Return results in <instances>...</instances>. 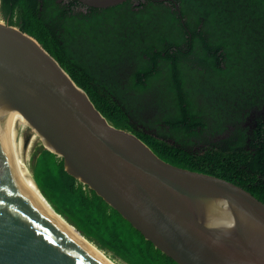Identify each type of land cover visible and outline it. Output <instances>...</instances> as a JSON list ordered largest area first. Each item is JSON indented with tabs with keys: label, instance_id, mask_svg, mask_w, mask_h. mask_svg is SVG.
<instances>
[{
	"label": "trees",
	"instance_id": "16d2710c",
	"mask_svg": "<svg viewBox=\"0 0 264 264\" xmlns=\"http://www.w3.org/2000/svg\"><path fill=\"white\" fill-rule=\"evenodd\" d=\"M76 3L0 0V13H16L111 124L165 161L264 203V0H125L86 12ZM250 114L256 124L241 126ZM224 129L228 136L205 142ZM30 166L55 212L111 257L178 264L67 173L62 158L40 147Z\"/></svg>",
	"mask_w": 264,
	"mask_h": 264
},
{
	"label": "water",
	"instance_id": "95a60500",
	"mask_svg": "<svg viewBox=\"0 0 264 264\" xmlns=\"http://www.w3.org/2000/svg\"><path fill=\"white\" fill-rule=\"evenodd\" d=\"M77 1L104 8L125 0ZM9 111L62 158L67 173L178 264H264L260 199L160 158L132 131L111 124L36 38L0 20V121ZM0 264H106L13 166L1 134Z\"/></svg>",
	"mask_w": 264,
	"mask_h": 264
},
{
	"label": "bare ground",
	"instance_id": "6f19581e",
	"mask_svg": "<svg viewBox=\"0 0 264 264\" xmlns=\"http://www.w3.org/2000/svg\"><path fill=\"white\" fill-rule=\"evenodd\" d=\"M29 126V123L24 118L14 111L6 113L0 121V134L3 139L4 149L8 158L12 161L13 166L26 178L35 191L42 197L50 210L59 219V221L89 250H91L98 258L104 261L106 264H117L111 258H109L104 252L98 249L95 245L90 243L85 237L80 235L72 225H70L65 218L60 214H57L50 203L43 197L37 188L36 184L32 181L31 172L25 163V160L20 153V140L18 131L25 126ZM30 129V128H29ZM28 162V161H27Z\"/></svg>",
	"mask_w": 264,
	"mask_h": 264
},
{
	"label": "rangeland",
	"instance_id": "374dc122",
	"mask_svg": "<svg viewBox=\"0 0 264 264\" xmlns=\"http://www.w3.org/2000/svg\"><path fill=\"white\" fill-rule=\"evenodd\" d=\"M17 134H18L19 140H20V153H21V156L25 160V163H26V165L28 166V168H29V170L31 172L32 181L34 182V179H33V176H32V170H31V166H30L31 165V158L33 157V154L38 150V148L43 146L42 141H41L39 135L35 132V130L32 129L28 125L23 127L21 130H19ZM34 184H35V182H34ZM90 243H92V242H90ZM93 245H95V244H93ZM101 251L104 252L109 258H111L117 264H123L118 259L111 257L109 255V253H107V252H105L103 250H101Z\"/></svg>",
	"mask_w": 264,
	"mask_h": 264
},
{
	"label": "flooded vegetation",
	"instance_id": "af4514ba",
	"mask_svg": "<svg viewBox=\"0 0 264 264\" xmlns=\"http://www.w3.org/2000/svg\"><path fill=\"white\" fill-rule=\"evenodd\" d=\"M56 1H59V2H61V3H64V2H66V1H68V0H56ZM80 3V4H79ZM79 3H76L75 4V6H73V8L76 10V11H79V12H86L87 10H86V5H84V4H82L81 2H79ZM88 7V6H87ZM3 12L2 13H0V20L1 21H3V22H6L7 24H10V25H13V26H16L17 28H19V24H18V22H19V20H18V17H17V15H16V13H14V14H10V13H6L5 15L3 14ZM11 22V23H10ZM20 29V28H19ZM122 67L123 66H126L125 64H122L121 65ZM255 116L256 115H254V114H250V116H246L245 118H244V120L242 121H240L239 122V124L241 125V126H243V127H245L247 124H250L251 125V119L253 120V126L256 124V119H255ZM246 119L249 121V123H246ZM253 126H251V127H253ZM234 127V125H232L230 122L228 123V129H232ZM250 127V128H251ZM226 129V128H225ZM223 130V132H220V133H217V134H215L214 136H212L211 134H208V135H206L207 137H206V143H210V142H215L216 140H219V139H221V138H223V137H226V136H228L229 135V133H227V131L228 130Z\"/></svg>",
	"mask_w": 264,
	"mask_h": 264
}]
</instances>
